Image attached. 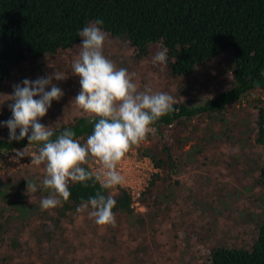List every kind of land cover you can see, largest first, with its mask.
<instances>
[{
	"label": "rangeland",
	"instance_id": "1",
	"mask_svg": "<svg viewBox=\"0 0 264 264\" xmlns=\"http://www.w3.org/2000/svg\"><path fill=\"white\" fill-rule=\"evenodd\" d=\"M81 43L82 40L72 49L46 55L14 70L0 95L1 138L9 136V129L2 122L12 118L9 106L14 101L7 95L14 94L13 85L22 84L25 79L35 81L55 71L66 76L61 81L53 80L64 95L59 101L53 100L39 122L56 127L73 116H86L72 103L81 91V78L72 74L71 67ZM157 49L156 46L149 56L136 59L125 37L108 35L104 55L117 68L134 74L139 90L147 85L154 92H167L175 103L199 105L232 84L230 51L211 60L202 73L171 78L164 65L153 64ZM254 94L243 95L230 104L232 108L220 121L211 118L201 123L196 134L202 139L188 143L181 151L174 181L161 194L159 212L134 207L132 214L116 217L113 227L97 225L88 208L66 216L53 236L57 240L53 238L51 243H34L31 234H37L38 207L30 206L34 193H27V180L40 188L44 178V165L31 164V156L38 148L2 152L0 207L11 218L0 242V264H201L207 261L213 245H250L256 221L264 218V190L256 182L264 150L254 141L255 110L250 101ZM24 149L27 155L17 156V150ZM135 149L131 148L136 154ZM89 165L91 168L93 161ZM54 214L51 210L47 216ZM47 221V226L53 225Z\"/></svg>",
	"mask_w": 264,
	"mask_h": 264
},
{
	"label": "trees",
	"instance_id": "2",
	"mask_svg": "<svg viewBox=\"0 0 264 264\" xmlns=\"http://www.w3.org/2000/svg\"><path fill=\"white\" fill-rule=\"evenodd\" d=\"M96 19L103 20L101 27L109 36L125 37L136 59L149 56L156 46L159 50L167 47L164 69L171 78L202 73L211 60L227 51L232 53V84L227 89L199 105L174 103L176 110L155 122L154 131L132 147L154 168L140 197V204L148 211H160L161 194L174 181L181 151L188 143L202 139L196 134L201 123L211 118L220 121L232 108L230 104L253 92L254 141L264 150V0H0V95L16 68L72 49L82 40L77 33ZM95 122L98 118L94 121L88 116H73L53 127L52 139L72 130L74 139L83 144ZM28 146L42 145H29L28 138L12 141L9 136L0 137V154ZM83 167L92 171L89 163ZM256 182L264 190V158ZM86 183L87 187L70 182L69 200L50 210H42L40 201L51 190L38 188L30 203L38 207L37 234L31 233L34 243L50 242L65 217L79 214L77 207L97 191L116 200L115 217L134 212L126 187L105 190L98 182ZM51 210L54 216H47ZM10 218L0 207V242ZM47 220L53 225L47 226ZM249 243L213 245L207 261L201 264H264V218L256 221L255 235Z\"/></svg>",
	"mask_w": 264,
	"mask_h": 264
},
{
	"label": "clouds",
	"instance_id": "3",
	"mask_svg": "<svg viewBox=\"0 0 264 264\" xmlns=\"http://www.w3.org/2000/svg\"><path fill=\"white\" fill-rule=\"evenodd\" d=\"M103 20L96 19L86 24L77 35L82 38L79 53L72 61V74L79 76L81 91L73 102L83 114L98 122L85 143L74 139L72 130H64L55 140L53 126L46 127L39 121L44 118L53 100L64 95L53 80L66 79L64 73L55 71L35 81L23 80L13 85L14 94L7 95L14 101L9 107L12 118L2 122L9 129L12 141L28 138L29 145H42L31 157V164L44 165V178L40 187L51 193L40 201L42 210L54 209L70 198L69 184L93 181L101 189H112L123 184L124 177L117 170L118 165L133 146H138L154 131L152 125L160 118L175 111L173 97L167 92L153 91L145 85L139 90L134 74L125 68H117L104 55L108 34L102 29ZM168 48L158 50L153 64L166 65ZM173 63L176 58H172ZM50 86V90H46ZM39 97V99H36ZM8 100V101H9ZM19 129V135H17ZM31 132V135L29 133ZM27 155L26 149L17 150V156ZM94 161L98 170H86L83 165ZM27 193L37 192V183L27 180ZM32 202V196H31ZM116 200L105 197L101 191L77 207V212L88 208L90 217L99 226H116L113 209Z\"/></svg>",
	"mask_w": 264,
	"mask_h": 264
},
{
	"label": "built area",
	"instance_id": "4",
	"mask_svg": "<svg viewBox=\"0 0 264 264\" xmlns=\"http://www.w3.org/2000/svg\"><path fill=\"white\" fill-rule=\"evenodd\" d=\"M127 153L118 165L117 170L124 177L120 187H126L130 191L132 206L140 208L141 193L144 191L151 172L154 171L153 165L147 157H138L133 150ZM148 169L145 170L146 166ZM149 165V166H148ZM94 166V167H93ZM92 171H96L99 165L93 161ZM148 172L150 173L148 176Z\"/></svg>",
	"mask_w": 264,
	"mask_h": 264
}]
</instances>
